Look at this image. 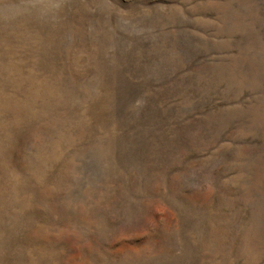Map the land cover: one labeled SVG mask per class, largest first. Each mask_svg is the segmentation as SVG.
I'll return each instance as SVG.
<instances>
[{"label":"rangeland","instance_id":"374dc122","mask_svg":"<svg viewBox=\"0 0 264 264\" xmlns=\"http://www.w3.org/2000/svg\"><path fill=\"white\" fill-rule=\"evenodd\" d=\"M0 264H264V0H0Z\"/></svg>","mask_w":264,"mask_h":264}]
</instances>
